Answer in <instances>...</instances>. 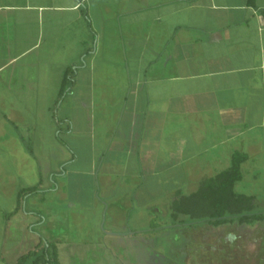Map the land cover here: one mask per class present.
Wrapping results in <instances>:
<instances>
[{
  "label": "crops",
  "instance_id": "crops-1",
  "mask_svg": "<svg viewBox=\"0 0 264 264\" xmlns=\"http://www.w3.org/2000/svg\"><path fill=\"white\" fill-rule=\"evenodd\" d=\"M67 69L74 86L58 104ZM64 135L84 139L119 230L122 207L136 200L153 219L146 189L163 172L171 207L230 168L235 153L248 156L242 172L264 171V0H0L4 240L27 200L58 193L56 176L79 163L78 144L72 156L57 148ZM33 187L18 207L19 192ZM119 187L127 190L112 198L108 188ZM118 233L108 238L121 248L131 239Z\"/></svg>",
  "mask_w": 264,
  "mask_h": 264
},
{
  "label": "rangeland",
  "instance_id": "rangeland-1",
  "mask_svg": "<svg viewBox=\"0 0 264 264\" xmlns=\"http://www.w3.org/2000/svg\"><path fill=\"white\" fill-rule=\"evenodd\" d=\"M63 114L64 108L59 111V118ZM62 139L57 140L56 146L65 156L73 154L69 151L70 144L79 145L76 147L79 163L74 167L68 166L67 176H56L55 183L60 187L58 193L47 197L37 194L27 200V215L15 217L7 240L2 235L0 221V264H16L18 258L32 250L40 239L56 246L60 264H194L193 257L202 264L264 262V222L212 228L184 215L173 219L171 207L166 204L169 187L164 182L170 174L166 172L148 181L146 190L153 192V219L150 213L142 211L136 200L132 203L133 210L127 211L122 207L125 219L123 229L119 230L113 221L118 209L110 210L99 198L96 177L94 183L87 166V158L91 155L85 152L84 139H70L66 135ZM219 167L217 172L221 171ZM41 173L45 178L53 176L48 168ZM50 187L52 183L47 181L44 188ZM126 190L125 187L108 188L112 198L119 197ZM235 191L253 196V213H264V171L245 167L243 180L235 185ZM187 193L185 189L184 194ZM118 207L121 208L119 204ZM44 210L46 217L41 216ZM145 229L147 234H136ZM117 231L125 235H114L131 239L122 240L121 248L115 246L117 241L108 238Z\"/></svg>",
  "mask_w": 264,
  "mask_h": 264
},
{
  "label": "trees",
  "instance_id": "trees-1",
  "mask_svg": "<svg viewBox=\"0 0 264 264\" xmlns=\"http://www.w3.org/2000/svg\"><path fill=\"white\" fill-rule=\"evenodd\" d=\"M75 71L67 69L63 75L59 91V102L69 94L74 86ZM248 156L235 153L231 166L216 176L204 180L198 190L188 196H182L171 204V216L177 219L180 215L192 220L202 221L212 228L238 224L253 225L264 222V213L255 214L253 196L238 194L235 185L243 180L242 166ZM37 192V188H26L19 192L20 197H27ZM16 264H60L56 246L40 239L29 252L18 258Z\"/></svg>",
  "mask_w": 264,
  "mask_h": 264
},
{
  "label": "flooded vegetation",
  "instance_id": "flooded-vegetation-1",
  "mask_svg": "<svg viewBox=\"0 0 264 264\" xmlns=\"http://www.w3.org/2000/svg\"><path fill=\"white\" fill-rule=\"evenodd\" d=\"M194 262V264H195V262L197 263L198 261H193ZM209 264V263H207V262H204V264ZM258 264H264V262H257ZM197 264H202L201 262H198ZM247 264H251V262H247Z\"/></svg>",
  "mask_w": 264,
  "mask_h": 264
}]
</instances>
